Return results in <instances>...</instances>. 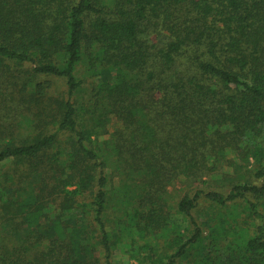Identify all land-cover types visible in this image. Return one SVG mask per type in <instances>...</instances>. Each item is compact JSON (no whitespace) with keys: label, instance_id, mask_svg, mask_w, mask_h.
<instances>
[{"label":"trees","instance_id":"16d2710c","mask_svg":"<svg viewBox=\"0 0 264 264\" xmlns=\"http://www.w3.org/2000/svg\"><path fill=\"white\" fill-rule=\"evenodd\" d=\"M122 243L264 264V0H0V264Z\"/></svg>","mask_w":264,"mask_h":264},{"label":"rangeland","instance_id":"374dc122","mask_svg":"<svg viewBox=\"0 0 264 264\" xmlns=\"http://www.w3.org/2000/svg\"><path fill=\"white\" fill-rule=\"evenodd\" d=\"M118 126H120V124L117 121H115L114 119H112L109 122L108 130L113 131ZM107 137H108V135H103L100 137V139H106ZM186 189H187L186 184L182 182V179H177L175 181L174 185L168 187V193L170 195H172V197H174V195L176 193H178L180 190H186ZM50 210L51 209H49L48 211H50ZM50 214H51V211H50ZM126 242L128 244L127 240H126ZM132 249H136V247L135 246L128 247V246H125L124 243H122L121 247H118L114 250L113 257H112V263L113 264H129V263L135 264V260H134V258H132L131 255H133V254L136 255V254H138V252H137V250L133 251ZM127 250H130L131 252H127ZM95 254H97V253H95Z\"/></svg>","mask_w":264,"mask_h":264}]
</instances>
